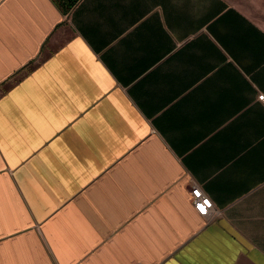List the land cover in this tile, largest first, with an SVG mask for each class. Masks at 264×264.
Returning a JSON list of instances; mask_svg holds the SVG:
<instances>
[{
    "label": "crops",
    "instance_id": "crops-1",
    "mask_svg": "<svg viewBox=\"0 0 264 264\" xmlns=\"http://www.w3.org/2000/svg\"><path fill=\"white\" fill-rule=\"evenodd\" d=\"M259 94L226 0H0V264H264Z\"/></svg>",
    "mask_w": 264,
    "mask_h": 264
},
{
    "label": "built area",
    "instance_id": "built-area-1",
    "mask_svg": "<svg viewBox=\"0 0 264 264\" xmlns=\"http://www.w3.org/2000/svg\"><path fill=\"white\" fill-rule=\"evenodd\" d=\"M257 99L264 106V95L259 94ZM190 196L192 207L199 217L209 220L220 214V212L214 207L211 199L198 185H192Z\"/></svg>",
    "mask_w": 264,
    "mask_h": 264
},
{
    "label": "rangeland",
    "instance_id": "rangeland-1",
    "mask_svg": "<svg viewBox=\"0 0 264 264\" xmlns=\"http://www.w3.org/2000/svg\"><path fill=\"white\" fill-rule=\"evenodd\" d=\"M264 27V0H226Z\"/></svg>",
    "mask_w": 264,
    "mask_h": 264
}]
</instances>
